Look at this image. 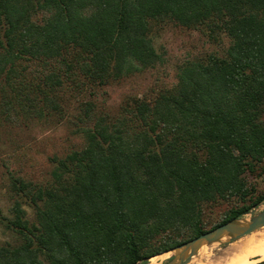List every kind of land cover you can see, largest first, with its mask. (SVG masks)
<instances>
[{
	"label": "trees",
	"instance_id": "16d2710c",
	"mask_svg": "<svg viewBox=\"0 0 264 264\" xmlns=\"http://www.w3.org/2000/svg\"><path fill=\"white\" fill-rule=\"evenodd\" d=\"M164 21L204 26L227 46L186 60L171 89L113 120L85 104L82 144L51 157L47 183L11 175L16 197L0 225L18 241L0 243V264H136L264 200L247 181L264 174V0H0V120L61 114L66 81L153 66L150 31ZM25 61L41 71L26 73Z\"/></svg>",
	"mask_w": 264,
	"mask_h": 264
},
{
	"label": "rangeland",
	"instance_id": "374dc122",
	"mask_svg": "<svg viewBox=\"0 0 264 264\" xmlns=\"http://www.w3.org/2000/svg\"><path fill=\"white\" fill-rule=\"evenodd\" d=\"M150 36L153 48L160 56L153 66L121 78L109 79L103 84H89L76 78L78 85L66 81L59 93L62 113H47L38 119H25L22 114L12 121L0 120V213L9 216V208L16 197L10 186V176L20 177L32 183L43 185L49 180L51 157L63 156L82 144L80 126L89 125L77 117L85 104H91L93 115L113 120L122 108L135 99L151 101L157 94L171 89L176 81L178 67L186 60L204 58L207 54H222L228 39L217 34L209 36L204 26L185 28L169 21L152 25ZM28 63L35 74L40 67ZM26 66V67H27ZM31 74V73H29ZM256 190L264 188V174L260 177L247 176ZM25 211L24 217L33 220V211L23 197L19 199ZM223 203L206 209L205 228L219 221L227 210ZM264 208V200L244 213L248 219ZM13 233L0 225V243L17 242ZM168 253V254H166ZM172 252H164L136 264H161ZM153 259V260H152Z\"/></svg>",
	"mask_w": 264,
	"mask_h": 264
},
{
	"label": "bare ground",
	"instance_id": "6f19581e",
	"mask_svg": "<svg viewBox=\"0 0 264 264\" xmlns=\"http://www.w3.org/2000/svg\"><path fill=\"white\" fill-rule=\"evenodd\" d=\"M263 259L264 224L237 238L225 233L216 240L203 242L183 264H253Z\"/></svg>",
	"mask_w": 264,
	"mask_h": 264
},
{
	"label": "water",
	"instance_id": "95a60500",
	"mask_svg": "<svg viewBox=\"0 0 264 264\" xmlns=\"http://www.w3.org/2000/svg\"><path fill=\"white\" fill-rule=\"evenodd\" d=\"M240 221H242L243 224L240 223ZM263 224L264 208L256 212L254 215L250 216L247 220L242 219L241 216L235 219H231L229 221L217 225L216 227L202 232L201 234L197 235L196 237L190 240H187L169 250L164 251L172 253L171 256L161 264H183L189 258V256H191L195 252V250L199 247L201 243L216 240L222 234L225 233L230 234L232 239L237 238L241 235L247 234L257 229ZM149 258H146L145 260Z\"/></svg>",
	"mask_w": 264,
	"mask_h": 264
}]
</instances>
